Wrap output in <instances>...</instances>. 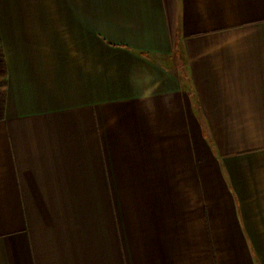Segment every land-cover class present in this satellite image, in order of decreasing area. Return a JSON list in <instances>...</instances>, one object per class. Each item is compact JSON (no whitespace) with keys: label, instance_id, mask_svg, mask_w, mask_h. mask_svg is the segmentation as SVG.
Returning <instances> with one entry per match:
<instances>
[{"label":"crops","instance_id":"0c3cea01","mask_svg":"<svg viewBox=\"0 0 264 264\" xmlns=\"http://www.w3.org/2000/svg\"><path fill=\"white\" fill-rule=\"evenodd\" d=\"M0 264H264V0H0Z\"/></svg>","mask_w":264,"mask_h":264},{"label":"trees","instance_id":"16d2710c","mask_svg":"<svg viewBox=\"0 0 264 264\" xmlns=\"http://www.w3.org/2000/svg\"><path fill=\"white\" fill-rule=\"evenodd\" d=\"M7 74L6 64H5V53L2 42L0 40V86L5 85L6 79L4 78ZM3 93L0 92V117L3 116L4 110V98Z\"/></svg>","mask_w":264,"mask_h":264}]
</instances>
